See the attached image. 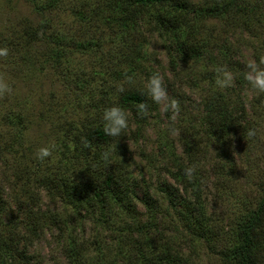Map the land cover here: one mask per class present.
Listing matches in <instances>:
<instances>
[{"label":"trees","instance_id":"16d2710c","mask_svg":"<svg viewBox=\"0 0 264 264\" xmlns=\"http://www.w3.org/2000/svg\"><path fill=\"white\" fill-rule=\"evenodd\" d=\"M30 1L44 18L58 8L59 2ZM97 8L106 24L118 28L121 37L126 38L122 37L125 44L137 52L132 61L140 60V33L144 28L169 40L171 64L178 78L208 59L204 75L210 71L209 76L199 86V122L205 140L195 149L187 143V160L169 172L172 183L164 180L154 190L149 184L141 187L125 162L118 160V154L125 157L128 153L125 137L133 140L136 133L141 134L153 106L141 95L142 87L128 83L129 78L134 81L135 67L120 72L126 87L117 105L125 109L130 122L122 137L116 138L120 152L116 157L111 155L100 175L54 183L68 204L62 212H46L37 201L14 210L0 186V264H43L30 249L52 228L59 236H67L60 244L68 264H191L186 251L199 257L203 249L219 264H264V182L255 181V162L250 159L262 143L264 94L244 80V65L235 58L229 44L221 39L211 44L210 38L201 36L203 28L198 25L200 20L214 19L223 20L226 27L239 22L245 28L252 18L264 24L257 17L260 9L264 12V0H205L200 4L193 0H98ZM43 28L25 26L16 36L0 41L12 56L16 53L25 63L31 61L29 50L41 43L46 47L45 61H60L65 47L48 39L47 28ZM211 45L216 46V54L209 49ZM94 46L91 42L77 45L80 50ZM217 66L233 73V87L217 88ZM245 90L257 93L250 106L242 98ZM141 101L148 105L146 115L137 113L136 105ZM248 130L255 135L249 137ZM85 140L111 143L100 127L86 130L79 144ZM243 145L246 149L239 151ZM187 166L196 169L191 182L184 175ZM238 184L253 188L241 194ZM217 206L221 211L217 212ZM83 212L85 219L95 218L93 242L85 237V223L81 228L76 226ZM101 235L107 236L104 239Z\"/></svg>","mask_w":264,"mask_h":264},{"label":"rangeland","instance_id":"374dc122","mask_svg":"<svg viewBox=\"0 0 264 264\" xmlns=\"http://www.w3.org/2000/svg\"><path fill=\"white\" fill-rule=\"evenodd\" d=\"M193 1L200 4L205 0ZM97 4L98 0H59L58 8L44 18L30 0H0V38L9 40L25 26L44 29L45 25L47 38L65 47L60 61L50 59L48 62L45 61V45L34 44L28 52L31 61L25 63L16 53L12 56L0 41V49H7L8 53L0 56V82L10 88V92L0 93V186L14 210L37 201L46 212L64 211L68 204L54 183L80 180L89 174L100 175L109 163L102 159V153L109 146L113 149L111 155L116 157L120 152L116 138L110 137L109 145L91 141V148L81 151L84 146L79 140L86 130L103 128L104 109L117 105L120 94L117 86L126 87L120 72L130 68L135 67L131 83L135 87H142L153 73L159 72L169 98L178 104L173 114L162 113L160 106L152 103L148 125L141 134L136 133L133 140L124 139L128 153L126 158L118 154V160L125 162L141 187L149 184L154 190L164 180L172 183L169 172L187 160L189 145L195 149L197 143L205 140L199 122L202 113L199 86H203L209 76L210 71L204 75V67H209L208 59L194 66L187 76L178 78L171 64L169 40L144 28L140 33L143 40L140 60L132 61L137 52L129 43L125 44L122 37L126 38L121 37L118 28L106 24ZM263 13L260 9L257 17L264 20ZM198 25L203 28L201 36L210 38L211 44L219 39L227 42L237 60H257L258 54L264 55V24L256 18L245 28L239 22L226 27L223 20L214 19L200 20ZM80 42L96 46L80 50L77 47ZM215 47L211 45L209 49L216 54ZM255 96L257 93L252 91L242 92L248 106L254 103ZM135 129L132 123L131 130ZM261 142L250 156L255 162V181L259 183L264 182V129ZM50 145H55L51 156L43 162L36 159L38 149ZM244 149V145L239 147V151ZM239 186L241 194H248L253 188ZM142 192L138 189L139 194ZM218 211H221L219 206ZM82 216L76 226L81 228L85 223V237L93 242L97 232L95 218L85 219V212ZM101 236L105 239L107 235ZM66 237L59 236L54 228L49 229L30 251L36 253L43 264H68L60 244ZM186 255L192 259L191 264H219L214 257L206 255L204 249L199 257L189 254L188 250Z\"/></svg>","mask_w":264,"mask_h":264},{"label":"clouds","instance_id":"9594fccd","mask_svg":"<svg viewBox=\"0 0 264 264\" xmlns=\"http://www.w3.org/2000/svg\"><path fill=\"white\" fill-rule=\"evenodd\" d=\"M7 49H0V56H6ZM244 65V80L254 89L257 93L264 94V55H260L258 60H245L242 61ZM215 85L217 88L223 90L231 88L234 85V75L225 66H217L215 68ZM128 83L132 81L129 78ZM118 92L123 93L125 87L123 85L117 86ZM10 92V88L4 82H0V93ZM141 95L146 97L152 103L160 106L162 113H175L178 110V104L176 100L170 99L167 93V88L164 82L163 76L159 73H153L148 80L143 84L141 89ZM138 114H147L148 105L146 102L141 101L136 105ZM175 119L174 115L172 117ZM102 126L103 132L106 136L111 138H121L122 135L129 128L128 113L119 105H113L104 109L102 113ZM255 135L253 130H248V136ZM83 146L86 149L91 148V143L87 140L83 141ZM55 149V145L43 146L38 149L35 156L36 159L43 162L51 156L52 151ZM113 149L111 146L102 153V159L108 162L111 158ZM196 169L194 166H187L184 168V175L192 181Z\"/></svg>","mask_w":264,"mask_h":264}]
</instances>
